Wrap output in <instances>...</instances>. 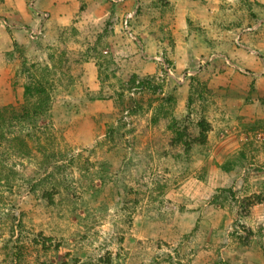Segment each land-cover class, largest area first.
I'll return each mask as SVG.
<instances>
[{
	"label": "rangeland",
	"instance_id": "374dc122",
	"mask_svg": "<svg viewBox=\"0 0 264 264\" xmlns=\"http://www.w3.org/2000/svg\"><path fill=\"white\" fill-rule=\"evenodd\" d=\"M32 1L0 0V264H264V0Z\"/></svg>",
	"mask_w": 264,
	"mask_h": 264
},
{
	"label": "built area",
	"instance_id": "2783aa9c",
	"mask_svg": "<svg viewBox=\"0 0 264 264\" xmlns=\"http://www.w3.org/2000/svg\"><path fill=\"white\" fill-rule=\"evenodd\" d=\"M40 32H41L40 28H34V27L29 28V36L32 38L37 37L40 34Z\"/></svg>",
	"mask_w": 264,
	"mask_h": 264
},
{
	"label": "crops",
	"instance_id": "0c3cea01",
	"mask_svg": "<svg viewBox=\"0 0 264 264\" xmlns=\"http://www.w3.org/2000/svg\"><path fill=\"white\" fill-rule=\"evenodd\" d=\"M18 1H22V2H25V0H18ZM32 2H62V0H33ZM91 2H93V0H91ZM19 18V17H18Z\"/></svg>",
	"mask_w": 264,
	"mask_h": 264
}]
</instances>
